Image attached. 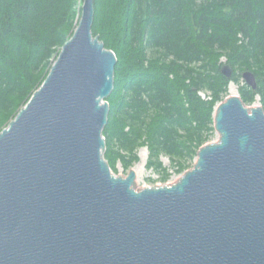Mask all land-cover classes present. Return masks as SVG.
I'll return each mask as SVG.
<instances>
[{
    "label": "water",
    "instance_id": "95a60500",
    "mask_svg": "<svg viewBox=\"0 0 264 264\" xmlns=\"http://www.w3.org/2000/svg\"><path fill=\"white\" fill-rule=\"evenodd\" d=\"M94 22L84 0L47 78L0 132V264H264L262 105L228 96L194 167L139 189L134 169L116 175L105 158L118 59ZM243 80L257 89L252 72Z\"/></svg>",
    "mask_w": 264,
    "mask_h": 264
},
{
    "label": "trees",
    "instance_id": "16d2710c",
    "mask_svg": "<svg viewBox=\"0 0 264 264\" xmlns=\"http://www.w3.org/2000/svg\"><path fill=\"white\" fill-rule=\"evenodd\" d=\"M81 1L0 0V132L47 78ZM100 1L93 35L118 59L103 131L111 165L130 170L146 146L148 169L162 172L161 156L180 175L193 168L231 82L248 106L264 108V0H105L99 25Z\"/></svg>",
    "mask_w": 264,
    "mask_h": 264
},
{
    "label": "rangeland",
    "instance_id": "374dc122",
    "mask_svg": "<svg viewBox=\"0 0 264 264\" xmlns=\"http://www.w3.org/2000/svg\"><path fill=\"white\" fill-rule=\"evenodd\" d=\"M105 2H106L105 0H101L100 3L97 4V7H96L97 16H99V14L101 15L100 19L98 20L99 25H102L103 22L105 21L104 14L102 13L104 12L107 6ZM83 3H84V0L80 2L79 7H78V14H77L75 24L73 27L74 29L72 31L73 33L75 32L79 24V21L81 19ZM98 37L100 38V36ZM239 90H240V85L236 84L235 82H231L228 88V96L240 95ZM203 96L205 95L203 94ZM256 105H261V103L259 102V99L251 106H256ZM8 125L9 124H7L5 128H7ZM217 138L218 136L215 133V136L211 142L216 141ZM138 157H139V161L130 170L134 169L137 173V187L139 189L144 188V187L156 186V185L163 186L165 184H171V183L176 182L178 178L182 175V174L180 175L179 173H176L175 169L172 166L170 159L167 156H161V163L163 164L162 172L158 173L154 171L153 169H148L147 165L149 161V150L146 146H142L138 150ZM109 165L113 173H115L116 175L127 176L130 171V170L126 171L124 167L122 166V163L119 161L115 165H111V163H109Z\"/></svg>",
    "mask_w": 264,
    "mask_h": 264
}]
</instances>
